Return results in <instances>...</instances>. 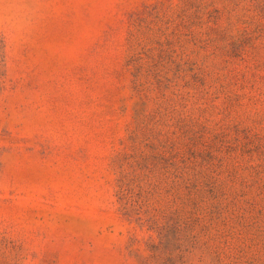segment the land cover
Segmentation results:
<instances>
[{
    "label": "rangeland",
    "instance_id": "1",
    "mask_svg": "<svg viewBox=\"0 0 264 264\" xmlns=\"http://www.w3.org/2000/svg\"><path fill=\"white\" fill-rule=\"evenodd\" d=\"M0 264H264V0H0Z\"/></svg>",
    "mask_w": 264,
    "mask_h": 264
}]
</instances>
